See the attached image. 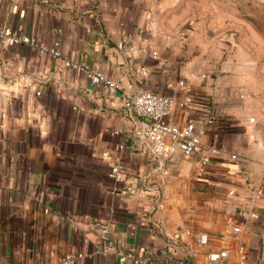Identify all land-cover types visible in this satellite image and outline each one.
Instances as JSON below:
<instances>
[{
	"label": "crops",
	"instance_id": "crops-1",
	"mask_svg": "<svg viewBox=\"0 0 264 264\" xmlns=\"http://www.w3.org/2000/svg\"><path fill=\"white\" fill-rule=\"evenodd\" d=\"M157 11L0 0V28L33 40L0 45V264H264V140L240 67ZM145 90L173 100L171 120L196 126L201 152L152 153L125 105Z\"/></svg>",
	"mask_w": 264,
	"mask_h": 264
},
{
	"label": "rangeland",
	"instance_id": "rangeland-1",
	"mask_svg": "<svg viewBox=\"0 0 264 264\" xmlns=\"http://www.w3.org/2000/svg\"><path fill=\"white\" fill-rule=\"evenodd\" d=\"M170 31L223 49L240 67L249 118L264 140V3L254 0H154Z\"/></svg>",
	"mask_w": 264,
	"mask_h": 264
},
{
	"label": "built area",
	"instance_id": "built-area-1",
	"mask_svg": "<svg viewBox=\"0 0 264 264\" xmlns=\"http://www.w3.org/2000/svg\"><path fill=\"white\" fill-rule=\"evenodd\" d=\"M2 43L32 44L33 40L28 36H19L6 29L0 28V45ZM54 55H59L58 51H54ZM67 65H72L71 61L66 60ZM77 67L78 64H73ZM91 83H103L109 90L114 89V82L109 79L103 72L91 69L88 66H82ZM183 85V82L180 83ZM186 102L181 103L184 106ZM125 105L135 115L141 118V127L137 131L138 134L148 139L152 143V153L160 158H168L176 152L185 155H194L203 150V144L200 140L196 126L193 123H187L183 126L173 122L170 118L173 109V100L162 93L149 90L140 91L134 94H128L125 97ZM235 157V156H234ZM208 160L207 156H202L201 165ZM264 164V152L262 154ZM200 170H203L201 166ZM110 177L116 181H122L121 167L115 164L109 172ZM240 228L234 227V231L238 232ZM225 251L217 254L216 257H224ZM123 261H130L131 264H149V260L143 257L123 256ZM72 257L66 256L60 264H71Z\"/></svg>",
	"mask_w": 264,
	"mask_h": 264
}]
</instances>
